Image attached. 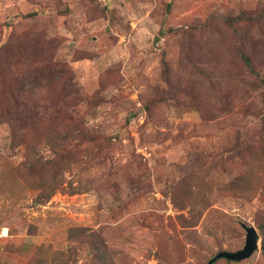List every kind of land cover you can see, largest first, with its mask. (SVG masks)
<instances>
[{
    "label": "rangeland",
    "instance_id": "1",
    "mask_svg": "<svg viewBox=\"0 0 264 264\" xmlns=\"http://www.w3.org/2000/svg\"><path fill=\"white\" fill-rule=\"evenodd\" d=\"M259 237L264 0H0V264H208Z\"/></svg>",
    "mask_w": 264,
    "mask_h": 264
},
{
    "label": "water",
    "instance_id": "2",
    "mask_svg": "<svg viewBox=\"0 0 264 264\" xmlns=\"http://www.w3.org/2000/svg\"><path fill=\"white\" fill-rule=\"evenodd\" d=\"M245 230V244L244 247L236 252H221L219 253L214 259L209 261L208 264H212L216 259L224 258L229 261H243L251 257V255L257 250L258 248V234L253 227H246L243 226Z\"/></svg>",
    "mask_w": 264,
    "mask_h": 264
}]
</instances>
